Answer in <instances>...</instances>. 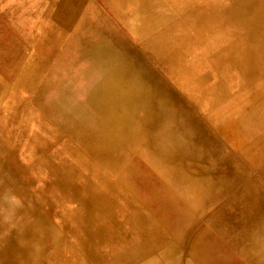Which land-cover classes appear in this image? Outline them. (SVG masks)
Returning <instances> with one entry per match:
<instances>
[{"label": "rangeland", "instance_id": "1", "mask_svg": "<svg viewBox=\"0 0 264 264\" xmlns=\"http://www.w3.org/2000/svg\"><path fill=\"white\" fill-rule=\"evenodd\" d=\"M91 2L110 23L104 51L80 58L69 73L50 72L38 81L33 79L29 92L23 91V81L17 88L15 80L11 83L1 77L11 75L10 70L21 54L28 52L29 44L25 42L27 28H17L2 18L0 7V107L7 104L11 94L23 101L20 121L13 127L12 145L19 144L24 150L38 140L37 153L22 155L14 153L0 135V161L10 159L4 168L3 162L0 166V237H14L15 231L44 232L48 238L44 250L37 253L36 248L31 249L19 258L20 264H39L59 244L63 233L49 219L34 214L37 203L33 185L37 180H27L25 172L61 143L80 153L83 140L78 133L82 132L89 141L93 136L106 143V159L98 150H88L89 159L104 168L99 163L103 159L113 181L125 191L119 198L113 196L116 209L111 211L109 224L116 264L145 263L147 258L135 255L134 249L150 241L170 246L171 258L184 251L194 237L193 249L184 251L181 261L189 256L192 264H264V0H193L186 8H180L176 0ZM250 9L259 22L258 29L235 24L245 22ZM216 37L221 39L219 46H227L228 53L214 59L209 43ZM227 62L231 64L228 68ZM187 69L192 71L183 72ZM111 74L116 75V86L102 94L104 107L95 98ZM52 76L60 77L51 81ZM228 83L227 90L220 92ZM197 84L203 86L202 102L193 98L191 88ZM132 113L138 114V122ZM23 127H29L28 133L35 137L31 144L19 141ZM32 130L36 132L32 134ZM51 167L45 176L54 181L63 171L56 164ZM63 176L80 199L79 210L87 215L93 209V195L75 177ZM39 207L46 212L44 204ZM223 212L228 217L221 219ZM217 213L216 218L211 217ZM83 222V232L90 239L97 231L95 223ZM156 224L157 235L152 228ZM68 230L70 250L74 251L75 237L71 228ZM90 245L88 240V256ZM79 257L77 264H90L82 251Z\"/></svg>", "mask_w": 264, "mask_h": 264}, {"label": "bare ground", "instance_id": "2", "mask_svg": "<svg viewBox=\"0 0 264 264\" xmlns=\"http://www.w3.org/2000/svg\"><path fill=\"white\" fill-rule=\"evenodd\" d=\"M176 1L179 3L180 8H183L184 6L186 8L187 5H190L193 2V0H176ZM113 3H114L113 6L115 8V2H113ZM0 7H2V10H3V11H1L2 12L1 13L2 18H7V20L11 24L17 26V28H21V27L27 28V31L25 34L26 35V37H25L26 41L25 42L27 44H29L28 52H24L23 54H21V57L19 55L20 59L16 61L13 68L10 70V73H11L10 76H1L2 79L5 81L11 80V83H13L15 80L16 83H19L17 85V88L20 85V83L23 81V85H21V87H22L23 91H25V92H29L33 79L36 78V80H37L39 78V80H40V79H42V76H44L45 74L50 73V72H52V73L55 72L56 75L58 73H62V74L69 73L71 71L70 66L75 64V62H79L80 58L82 60L96 50L104 51V49H105L104 39H105V36L107 34L106 33L107 29L109 27L107 25H110V23L108 22L107 19H105L103 16H101L98 11H96V7L91 2V0H31V2L30 1L22 2L21 0H0ZM85 8H87L88 10L84 11ZM253 15H255V14L252 13V10L250 9L249 16L247 17L246 21L241 22L239 20V21L235 22V24H239L238 26L244 25L250 29H252V28L258 29L259 28V22L257 21V18L254 17ZM115 31H113L112 34H115ZM116 36H118V34ZM58 41L59 42L64 41V42H63V44L60 43L59 45H57ZM114 43H116V42H113V44ZM211 43L213 46L209 47L210 48L209 50L210 51L212 50V52L210 53V56H212L214 59H216L217 57H222L226 53H228L227 49H226L227 46H225L226 48L223 46H219L222 44L220 37H216L213 41H211L209 43V45H211ZM132 62H134V60ZM147 62H149V61H147ZM230 65L231 64L229 62L226 63L227 68L230 67ZM187 71H192V69H187L183 72H186L188 74ZM183 72H181V73H183ZM16 75H18V76H16ZM113 76H116V75L111 74V76H110L111 80L110 81L105 80L103 82L101 95L98 94L97 97L95 98L103 106L106 103V101L102 100V94L110 91L111 89L115 88V86H116V78ZM57 77H60V76H52L51 81H57L58 80ZM90 80H91V78H90ZM62 82L63 81H61V83ZM229 86H230L229 83L223 85L222 88L220 87V89H221L220 92L224 93ZM21 87H20V89H21ZM144 88H145V85H144ZM191 89H192L193 93L195 94V97H193V98L202 102L201 92L203 91V86L202 85L199 86L197 84L195 87H192ZM218 89H219V87H218ZM54 94H55V92H54ZM197 94H200V95H197ZM142 97L143 96H141V98ZM40 98H42V97H40ZM175 101H176V99H175ZM131 103H132V101H131ZM22 104H23V101L17 95L11 94L9 96V100H8L7 104L1 105V107H0V124H1L0 125V135L3 138V141L6 144H9L11 146V148L13 149V152L16 154L20 153L22 155H24V154L26 155V154H28V151H34L35 153H37V149H35V147L38 144H35V143H37L38 140L36 139L34 142L33 139L35 137L33 138V136H31L28 133L29 127H26V129L23 127L22 132H24V133H22L19 136V141H20V143H25V144L26 143L31 144V141H32V142H34V146L31 144V145H29V149L27 147L26 149L22 150L20 148L19 144L16 145L13 143V145H12L11 137L13 134V127H15L20 121L21 114H22L21 110L23 107ZM47 109H48V107H47ZM189 110H190V108H189ZM178 111H180V110H178ZM123 113H127V112H123ZM59 114L61 115V113H59ZM132 115H133V120L135 122H138L139 121L138 116H137L138 114L132 113ZM61 117H62V115H61ZM169 117H171V116H169ZM187 118H188V116H187ZM190 118H188V119H190ZM196 119H198V118H196ZM112 121H113V119H112ZM36 123L40 126V122L37 121ZM115 123H116V121H115ZM36 127H38V126H36ZM158 128L159 127H157V129ZM203 131H205V130H203ZM35 132H36L35 130L31 131L32 134H34ZM64 133H65V130H64ZM78 135L83 140V143L81 144V146L79 148L81 151L80 153H77L75 150H72L71 148H69L67 143H61V144L57 145L56 147L47 150V153H46V155H44L43 159L42 158L37 159L35 161V163L28 169V171L25 172L26 173L25 177L27 180H29V181H31L32 179L37 180V182L33 185L34 191H35V201L37 203V209H36L37 212L36 213L34 212V214L37 216H40V217L43 216L45 219H49L51 221V223L54 224V226H55L54 228L57 227L58 229L56 228V230L61 231L63 233V235L61 237V241L59 242V244L51 252L44 255L41 259L42 261H40L39 264H46V263H48V264H77V262L81 261L80 257H79L80 251H82L83 254H85V256H86L88 262H90V264H116L117 263L116 258L112 255V252H111L112 251V246H111L112 235H111V229L109 227V224H110V221L112 218L111 215H113V214H111V211H112V209H113V211H115L114 209H116V208H113V206H112L113 202L116 201V200L113 201V199H114L113 196H115L116 198H119V195L124 194L125 191L123 189L119 188L116 181H113L114 177L111 175L109 168L107 169V167H108L107 163L103 159H99V163L102 164L104 166V168H101L99 164H96L91 159H89L88 150L93 151V152L98 150V154H100L101 157H104L106 159V156H107L106 143L102 144V142H99L93 136L91 137L92 139L89 141L87 136L85 134H83L82 132H79ZM208 136H209V134H208ZM75 138L77 139V137H75ZM6 139L8 141H6ZM198 140H200V139H198ZM153 142H155V141H153ZM88 143H90V144H88ZM86 147H89V149H87ZM216 148H218V147H216ZM201 150H202V147H201ZM171 151H173V150H171ZM39 152H41V151H39ZM203 152L204 151H202V153ZM199 153H201V152H199ZM201 155H203V154H201ZM197 156H200V154ZM177 157H178V155H177ZM185 158H187V156ZM9 161H10L9 158H8V160H7V158H5V161H0V166L3 162L4 164L2 167L4 168V166L7 163H9ZM194 162H196V161H194ZM186 163H187V159L185 161L183 160V163L181 165L184 166V164H186ZM52 164H56L57 166L61 167L60 169H62V171H63V173L60 172V173H57L55 175L54 181L49 180V179L46 180V176H45L46 173L48 174V171L50 172V167ZM156 165H157V163H156ZM147 166H148V163H147ZM193 169L199 170L197 168H193ZM51 170H52V167H51ZM143 170H145V169H143ZM195 172H197V171H195ZM30 173H32L33 175H31ZM63 174L66 176H69L71 178L75 177L77 179V181L80 183V185H82L83 187H88L90 193L93 195V198L91 199L92 201L94 200L92 202L93 209H92V211L87 213V215H83L81 213V211L79 210L78 204H79L80 199L75 194V191L73 190L71 184H69V182H66V183L64 182V180L66 181V179L63 176ZM187 175H186V177H187ZM193 175H194V177H196L197 174L194 173ZM146 176H148V174ZM182 177H183V175H182ZM161 178L163 179V177H161ZM187 178H185V179H187ZM236 178H239V177H236ZM168 179H170V178H168ZM194 180H196V179H194ZM133 181H134V179H133ZM133 181H131V182H133ZM149 183L151 184V182H149ZM127 196H128V194H127ZM143 197H144V195H143ZM143 197H142V199H143ZM256 197H257V195H256ZM146 198H147V196H146ZM260 200H262V199H260ZM40 203L44 204L46 212L44 211V209L42 211V208L39 207ZM100 203H101V206H100ZM104 205L106 206V208L102 207ZM169 207H170V205H169ZM144 210H146V209H144ZM263 212H264V210H263ZM100 214L104 215L103 218L101 217ZM217 215H218V213L211 216V217L216 218ZM219 216L221 219L228 217V216H225L224 212L221 213ZM213 218H211V219H213ZM85 219L87 222H90V220L94 221L95 228L97 230L94 233L90 234V239H89V235L83 232V226H84V228L86 226L83 222ZM228 219H230V218H227V220ZM232 219H233V217H232ZM40 221H44V220H40ZM72 222L74 224H71ZM157 225L158 224L152 225V228L155 229V235H157V228H156ZM126 226H124V228ZM172 226H173V223H172ZM68 227L71 228V230H72L71 234H73V238L75 237L73 239L74 242L72 245L74 247V251L70 250L71 244L69 243L70 240L68 237L70 230H68ZM33 230H32L33 232L28 231L26 234H25V232L15 231L13 233L14 237H11V236H6L4 238L0 237V242L2 244V245H0V264H20L21 261L19 258L21 256H23L24 254L26 255L27 252L29 253L31 249L36 248L37 253L44 250V244L48 241V238L46 237V235L44 234L43 231H40V230L36 231L35 229H33ZM248 231H249V229H248ZM162 235H164V234H162ZM194 238H197V237H194ZM193 239L188 240L186 246L184 247L185 253H187V251L193 249V246L195 243V242H193ZM88 240L91 244L90 245L91 256H88V254H87V251H88L87 249H89V247L86 249V246H85V244ZM245 243H243V244H245ZM252 248H254V247H252ZM172 249L176 250L174 248H172ZM179 249H180V247H179ZM170 250H171L170 246L164 247L161 243L150 241V242H147L146 244H144L143 246H140V247L136 246L134 249V254L135 255H143L147 258L146 262L143 264H157L159 261H164L163 264H192L190 259H189V256L187 258H184L183 261H181L182 257H184V254H185L184 251H182V250L179 251V253H178L179 255L175 254L174 256L169 258V255L171 254V252H169ZM118 259L120 261H122V259L120 257H118Z\"/></svg>", "mask_w": 264, "mask_h": 264}, {"label": "crops", "instance_id": "3", "mask_svg": "<svg viewBox=\"0 0 264 264\" xmlns=\"http://www.w3.org/2000/svg\"><path fill=\"white\" fill-rule=\"evenodd\" d=\"M2 141H1V138H0V143H1Z\"/></svg>", "mask_w": 264, "mask_h": 264}]
</instances>
